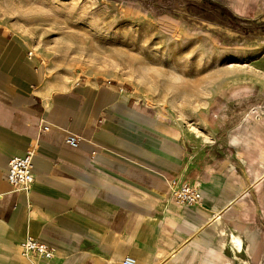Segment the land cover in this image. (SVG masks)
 <instances>
[{"label":"crops","instance_id":"1","mask_svg":"<svg viewBox=\"0 0 264 264\" xmlns=\"http://www.w3.org/2000/svg\"><path fill=\"white\" fill-rule=\"evenodd\" d=\"M163 125L115 83L51 79L21 37L0 30V264H260L264 234L245 204L261 197L245 193L264 164L249 160L244 173L239 146L234 166L196 164L182 130ZM28 149L33 181L18 192L7 163ZM171 180L195 183L200 205H179ZM27 238L52 256L24 253Z\"/></svg>","mask_w":264,"mask_h":264},{"label":"rangeland","instance_id":"2","mask_svg":"<svg viewBox=\"0 0 264 264\" xmlns=\"http://www.w3.org/2000/svg\"><path fill=\"white\" fill-rule=\"evenodd\" d=\"M0 30L59 83L121 86L168 131L182 130L196 164L234 166L236 146L244 173L249 160L264 164V0H0ZM260 175L245 195L261 198L245 210L264 234Z\"/></svg>","mask_w":264,"mask_h":264},{"label":"built area","instance_id":"3","mask_svg":"<svg viewBox=\"0 0 264 264\" xmlns=\"http://www.w3.org/2000/svg\"><path fill=\"white\" fill-rule=\"evenodd\" d=\"M47 130V128H43ZM65 144L76 147L79 138L69 135L64 140ZM34 156L32 149L26 150L22 157L11 158L7 163L6 181L16 191L26 192L29 190V186L33 181V175L31 172V162ZM171 186V195L174 200L182 206H199L201 203V194L197 185L194 183H178L176 180L169 182ZM20 248L24 253H29L44 258H50L52 256V249L45 244L38 241L27 238L20 243ZM122 264H135L133 258L125 257Z\"/></svg>","mask_w":264,"mask_h":264},{"label":"bare ground","instance_id":"4","mask_svg":"<svg viewBox=\"0 0 264 264\" xmlns=\"http://www.w3.org/2000/svg\"><path fill=\"white\" fill-rule=\"evenodd\" d=\"M263 153H264V151H263ZM231 240H232V243H239V242H240L239 237H236V236H233V238H232ZM235 246H236V245H235ZM240 247H241V246H240ZM236 249H239V250H240L239 247H238V248L236 247L235 250H236ZM236 259H237V258H235V260H236ZM239 261H240V260H239ZM239 261H238V262H239ZM243 264H248V263H247V262H243Z\"/></svg>","mask_w":264,"mask_h":264}]
</instances>
